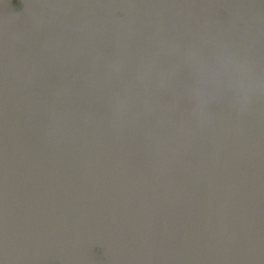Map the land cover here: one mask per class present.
<instances>
[{
	"label": "water",
	"instance_id": "95a60500",
	"mask_svg": "<svg viewBox=\"0 0 264 264\" xmlns=\"http://www.w3.org/2000/svg\"><path fill=\"white\" fill-rule=\"evenodd\" d=\"M0 264H264V0H0Z\"/></svg>",
	"mask_w": 264,
	"mask_h": 264
}]
</instances>
